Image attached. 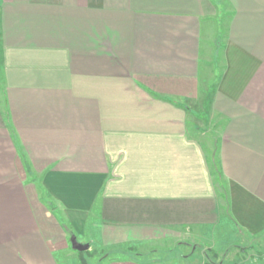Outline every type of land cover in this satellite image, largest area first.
<instances>
[{
    "label": "crops",
    "instance_id": "1",
    "mask_svg": "<svg viewBox=\"0 0 264 264\" xmlns=\"http://www.w3.org/2000/svg\"><path fill=\"white\" fill-rule=\"evenodd\" d=\"M225 222L264 236V0H0V264Z\"/></svg>",
    "mask_w": 264,
    "mask_h": 264
},
{
    "label": "rangeland",
    "instance_id": "2",
    "mask_svg": "<svg viewBox=\"0 0 264 264\" xmlns=\"http://www.w3.org/2000/svg\"><path fill=\"white\" fill-rule=\"evenodd\" d=\"M214 124V123H213ZM210 128V127H208ZM219 128L214 127L213 130H208L207 134L211 137H217ZM208 136L205 140L210 144L213 138ZM214 140V139H213ZM215 141V140H214ZM210 157V151H209ZM212 157L214 153L212 151ZM222 223L215 237L201 239L196 241L195 238L189 233H184L179 236L172 237L170 240L156 242L152 244H143L139 246L123 247L120 250H111L108 248L97 247L89 232L90 239L87 240L83 237L78 238L73 236L72 250L61 253L59 255V264H103L108 258L116 257H135L148 259H158L163 264H244L257 263V261L264 256V236L259 239L240 238L233 231V225L230 223ZM225 226V228H224ZM223 227V228H222ZM227 240L229 242H227ZM92 241V242H91ZM239 241V242H238ZM217 245V249H223L235 242H238L228 251L217 252L212 248ZM88 245V250L84 252L77 251L75 244Z\"/></svg>",
    "mask_w": 264,
    "mask_h": 264
},
{
    "label": "water",
    "instance_id": "3",
    "mask_svg": "<svg viewBox=\"0 0 264 264\" xmlns=\"http://www.w3.org/2000/svg\"><path fill=\"white\" fill-rule=\"evenodd\" d=\"M74 248L79 251V252H84L88 250L89 246L88 245H81V244H75Z\"/></svg>",
    "mask_w": 264,
    "mask_h": 264
}]
</instances>
